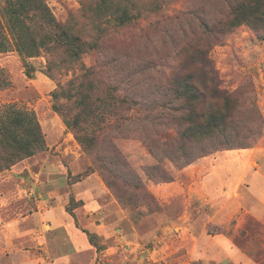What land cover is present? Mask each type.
I'll list each match as a JSON object with an SVG mask.
<instances>
[{"label":"rangeland","instance_id":"374dc122","mask_svg":"<svg viewBox=\"0 0 264 264\" xmlns=\"http://www.w3.org/2000/svg\"><path fill=\"white\" fill-rule=\"evenodd\" d=\"M85 1L94 5L99 0ZM135 1L141 14L126 25L108 16L103 33L97 29L98 15L95 21L84 16L81 0H47L60 22L72 16L87 39L100 37L99 46L83 55V64L100 95L111 91L120 100L104 130L103 125L90 126L101 133L102 155L117 151L123 161L111 167L112 172L84 150L53 109V92L68 85L79 70L58 67L53 78L47 73L45 53L29 58L28 66L15 50L0 53V67L11 79L0 90V107L16 103L35 110L48 144L46 150L0 173L3 222L18 220L24 232L13 249L0 235V264H27L47 249L67 246L61 233L49 241L46 233L53 219L41 222L35 214L39 200L50 207L63 197L67 206L78 205L72 211L76 222L94 240L93 251L72 253L70 264H85L87 259L86 264H233L211 241L221 234L231 236L251 256V264H264L261 224L253 217L243 227L237 226L239 219L230 225L215 222L213 216L223 214L222 185L214 189L211 200L196 190L197 181L228 151L226 147L264 145V28L246 23L229 28L237 0ZM197 46L209 51L220 75L218 86L233 100L227 134L204 143L182 141V126L171 117L180 115L182 108L173 76L187 51ZM59 103L68 101L62 98ZM204 162L205 170L198 173ZM219 167L222 171V164ZM80 201H97V208L87 210ZM198 240L202 252L215 250L211 259L197 257Z\"/></svg>","mask_w":264,"mask_h":264},{"label":"trees","instance_id":"16d2710c","mask_svg":"<svg viewBox=\"0 0 264 264\" xmlns=\"http://www.w3.org/2000/svg\"><path fill=\"white\" fill-rule=\"evenodd\" d=\"M81 1L84 16L95 21V15H98L97 29L100 32L107 30L108 16L114 15L119 25H126L141 14L135 0H99L94 5ZM244 23L253 28H264V0H237L232 4L229 28ZM204 26L208 27V24ZM99 40L100 37L87 39L72 16L68 22H60L47 0H0V53L15 50L26 66L29 58L45 53L48 56L47 73L53 78L58 67L79 70L80 73L68 85L61 84L53 92V109L73 130L84 150L93 155L104 170L112 172L111 167L123 161L117 151L108 150L109 155H102L101 133L90 126H104L113 119L116 108L121 106L120 100L111 91L105 96L100 95L90 69L83 64V55L98 47ZM183 61L181 70L173 76V86L182 100L181 114L171 116L182 126L180 139L204 143L225 136L233 100L228 91L218 86L220 75L209 51L202 46L192 47ZM191 67L195 68L189 70ZM10 84L9 73L0 67V90ZM62 98L68 101L66 105L59 103ZM77 108L79 110L75 111ZM158 124H162L161 117H158ZM103 126L101 129L104 130ZM47 148L46 135L35 110L16 103L0 107V173ZM236 148L249 147H226L238 150ZM207 154L208 151L197 155L189 163ZM76 207L78 205L67 206V210L73 213ZM90 239L94 242L92 236Z\"/></svg>","mask_w":264,"mask_h":264},{"label":"crops","instance_id":"0c3cea01","mask_svg":"<svg viewBox=\"0 0 264 264\" xmlns=\"http://www.w3.org/2000/svg\"><path fill=\"white\" fill-rule=\"evenodd\" d=\"M219 158L221 161H219ZM205 164L206 162L197 167L198 173L205 170ZM213 164L215 166L208 173L203 174V179L197 181L196 189L200 197L211 200L210 197L214 195V189L222 185L223 214L222 216L214 215L213 220L222 222L224 225H230L233 219H239L237 226L243 227L246 220L249 217H253L261 224L264 230V145L247 149L228 150L222 157H218ZM221 164L222 171L220 167L218 168V165ZM54 194H56L55 191H52L51 195ZM95 202L97 203V201ZM38 203L39 208L35 211V214L40 221L53 219L52 222L49 220L51 222V230L46 233L48 238L51 235L54 236L61 233L68 239V243L67 246H64V249L60 247L57 250L51 249L50 252L47 249L45 254L37 255L36 259L31 261L32 263L70 264L72 253L83 255V253L93 251L94 246L88 236L89 234L85 230L83 232V229L77 224L74 214L67 210L65 197H63L61 202L52 201L53 204L50 207H45L41 200ZM96 203L86 201L83 206L87 210L97 208ZM0 227L3 232L0 235L4 237L3 241L6 238L7 248L13 249L19 246L24 232L18 227V220L3 222L0 213ZM211 241L218 244L221 248L220 252L233 264L252 263L251 256L237 245L231 236L226 234L216 235ZM196 244L198 245L197 257L212 258L215 250L202 252L200 250V244L202 243L198 240ZM31 262L27 264H31ZM87 262L88 259L84 261L85 264Z\"/></svg>","mask_w":264,"mask_h":264}]
</instances>
